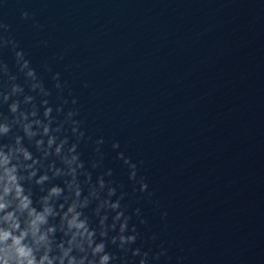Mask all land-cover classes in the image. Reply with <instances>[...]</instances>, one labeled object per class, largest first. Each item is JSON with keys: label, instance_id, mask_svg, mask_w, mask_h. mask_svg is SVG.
Returning a JSON list of instances; mask_svg holds the SVG:
<instances>
[{"label": "clouds", "instance_id": "9594fccd", "mask_svg": "<svg viewBox=\"0 0 264 264\" xmlns=\"http://www.w3.org/2000/svg\"><path fill=\"white\" fill-rule=\"evenodd\" d=\"M15 110V108H13ZM0 131L7 132L8 128L3 127L0 128ZM23 151L24 158L25 159H31L30 153H28L25 150ZM0 156H3L2 153H0ZM0 164H8V157H3V159H0ZM16 168L15 166L11 168H5L4 169V175L7 179V183L5 184L3 188V196H0V200L4 199V196H8L9 193H11L13 190L15 191L14 199H17L19 203L16 206V210L23 213L27 211L28 220L26 221L27 227L19 232V235H14V232L16 230L20 229V223L18 222L17 216L14 214V212H8L6 215L2 217V219L5 222L9 223V229L8 230H2L0 229V243H5L9 240H11V244L7 246V249H0V251H7V254L9 256V259L14 260L15 264H52V260L49 259V256L47 254V251H45V254L41 256L39 260L36 259L34 255V250L29 245L23 243L25 240V237L31 233L34 243L36 245L44 244L45 247H47V236L46 234H40L37 236V233L40 232V226L47 223V217L49 215H52V209L51 207L47 206V200L51 196H58L61 192V189L59 187H53L50 189L48 196L44 197L43 200L45 202V206L43 208L42 212H37V210L34 207H31L32 201L31 199L23 195L24 189L23 187L17 182V176L15 175ZM30 175H35V172L31 173ZM47 179V176H41L39 180L36 182L43 183ZM79 195V193H77ZM7 207V203H0V211H3ZM75 205L70 207L68 209V212H74ZM65 217H67V213H65ZM79 213H75L70 220H68V227L69 229L75 228L77 230L76 233L73 234L72 241H69V244H72L73 241H75L76 236H84L87 234L89 246H91V236L92 233L88 231V228L86 226V223L84 221L78 220ZM82 230V231H81ZM48 232L54 231V229L49 228L47 230ZM62 247V246H61ZM104 245L97 244L95 248H93V254L103 252ZM71 251V248L69 249H63V256H68V253ZM81 251H83V248H81ZM9 259H5L3 264H9ZM109 260V256L107 254L102 255L99 260V264H107ZM61 264H63V257H61ZM69 264H77L74 258H69ZM79 264H83V260L79 261Z\"/></svg>", "mask_w": 264, "mask_h": 264}]
</instances>
